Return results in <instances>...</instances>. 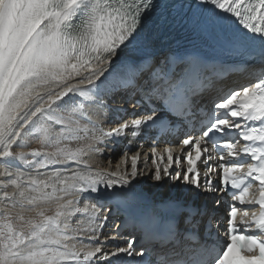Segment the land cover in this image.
<instances>
[{"label": "snow or ice", "instance_id": "6c2138e0", "mask_svg": "<svg viewBox=\"0 0 264 264\" xmlns=\"http://www.w3.org/2000/svg\"><path fill=\"white\" fill-rule=\"evenodd\" d=\"M153 16L198 44L155 50ZM240 70L251 79L195 126L204 100ZM118 97L137 118L105 131L90 113ZM129 129L194 149L184 167L168 149L148 178L198 200L141 206L139 153L130 171L92 170L88 160ZM210 142L221 151L213 164ZM105 195L127 213L113 234L104 228L115 217L79 207L95 197L103 210ZM89 211L97 222L73 227ZM0 264H264V0H0Z\"/></svg>", "mask_w": 264, "mask_h": 264}, {"label": "bare ground", "instance_id": "6f19581e", "mask_svg": "<svg viewBox=\"0 0 264 264\" xmlns=\"http://www.w3.org/2000/svg\"><path fill=\"white\" fill-rule=\"evenodd\" d=\"M154 45H156L155 42H154ZM98 112H101L104 114L98 115L97 114ZM90 114L92 115L93 119H99V120L104 122L103 127H104L105 131H109L112 128L110 121H109L110 120V114L107 112L106 109H103V110L96 109ZM136 142H141V140L137 139ZM147 144H149V140H147ZM119 148L122 149L123 147L119 145ZM20 150L21 149H17V151H20ZM24 151H27V149H24ZM119 151L120 150H117V149H114L111 147L104 149L102 151V153L95 155L90 160H88V163L92 166L93 171L97 170V168L103 169L107 172L130 171L131 170V157L137 156L139 151L137 150V151H134L133 153L122 151L123 152L122 154ZM125 153L128 154L127 162H125V159H124ZM154 159L155 158H154L152 152L150 151V147H149V145H147V147H145L142 150L140 157L137 161V170H138V172L143 173V175L139 178V184H137L135 189H134V196L136 198V201H141V200H144L147 198L145 191L150 193L151 195L156 194L155 188L157 186L148 178L149 176H151V174L154 171V167H153ZM107 198H108L107 195H105L104 197H101L99 199L101 202L102 200H105ZM95 201H97V198L93 197L91 199L83 201V204L84 205L85 204L91 205L92 202H95ZM80 205H82V203ZM80 205H79V207H80ZM83 207L84 206H82L80 208L83 209ZM95 210L97 212H99V209L96 208ZM100 212L102 213L101 210H100ZM77 221H79V223H77ZM96 222H97V218L93 217L91 215V211H89V213H87V214H84L81 212L80 214H78V216L73 221V227H79L82 229H86V228H88L89 224H95ZM79 234L80 235H87L86 232H84V233L80 232ZM101 238L103 239V237H101ZM85 245H86V242L84 244H80L79 246L85 247Z\"/></svg>", "mask_w": 264, "mask_h": 264}, {"label": "rangeland", "instance_id": "374dc122", "mask_svg": "<svg viewBox=\"0 0 264 264\" xmlns=\"http://www.w3.org/2000/svg\"><path fill=\"white\" fill-rule=\"evenodd\" d=\"M40 145H39V143L38 142H34L33 143V147H39ZM114 155V154H113ZM119 155V154H118ZM120 156V155H119ZM118 157V156H117ZM145 194H146V196L147 197H150V196H152L150 193H148V192H146L145 191ZM82 206H84V204L82 203V205H80V207H82ZM84 233V232H83Z\"/></svg>", "mask_w": 264, "mask_h": 264}]
</instances>
